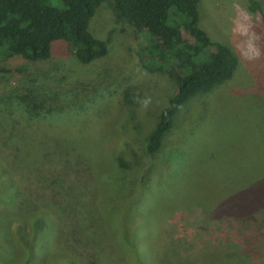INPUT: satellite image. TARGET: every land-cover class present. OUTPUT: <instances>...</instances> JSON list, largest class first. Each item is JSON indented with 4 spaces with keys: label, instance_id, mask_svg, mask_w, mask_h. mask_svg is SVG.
<instances>
[{
    "label": "rangeland",
    "instance_id": "rangeland-1",
    "mask_svg": "<svg viewBox=\"0 0 264 264\" xmlns=\"http://www.w3.org/2000/svg\"><path fill=\"white\" fill-rule=\"evenodd\" d=\"M199 10L201 28L240 63L222 87L180 109L153 155L146 141L176 84L153 68L148 36L115 21L111 1L89 27L109 41L106 57L86 65L74 46L55 43L45 62L0 61L8 77L0 169L15 184H0V201L20 212L25 200L27 217L48 220L37 232L43 246L23 248L0 217V264H161L162 247L180 264H208L229 241L264 232V204L253 217H231L213 191L231 192L239 174L264 167V0H201ZM26 94L44 104L35 118L18 99ZM26 168L55 181L50 196L36 200L41 186L21 177ZM221 202L242 203L235 195Z\"/></svg>",
    "mask_w": 264,
    "mask_h": 264
},
{
    "label": "trees",
    "instance_id": "trees-1",
    "mask_svg": "<svg viewBox=\"0 0 264 264\" xmlns=\"http://www.w3.org/2000/svg\"><path fill=\"white\" fill-rule=\"evenodd\" d=\"M108 1H111L116 22L126 23L148 36L152 45L149 59L156 62L153 68L168 75L176 84L175 95L161 111L158 123L146 141V151L153 155L165 147L166 137L174 128L175 116L180 109L222 87L234 77L240 63L233 49L212 40L201 28V0H0V61L19 57L27 62H45L51 59L55 43L74 46L76 59L86 65L106 57L109 41L95 37L89 27L97 9ZM250 8L253 12L261 10L257 1H251ZM7 85L8 77L0 74V87ZM18 99L24 103L31 118L45 108L31 94ZM14 121L7 122L9 127L17 126ZM24 171L21 177L25 181L41 186L36 200L51 195L55 181L50 180L47 173L45 176L41 171L29 168ZM240 175L232 182L231 192L224 186H215L213 191L221 201L235 195L242 203L218 200L215 204L223 207L224 215L250 218L255 216L258 206L264 204V167ZM12 180L7 170L0 169V184L14 189L10 186L14 184ZM23 202L26 207V201ZM10 204L0 201V217L4 219L5 231L14 236L15 246L18 242L21 247L29 248L34 242L42 247L44 242L37 240V232L40 225H45L44 220L48 222L46 217H27L25 207L23 211L15 212L7 207ZM226 205L231 207L228 209ZM2 214H9L10 219L2 218ZM11 225H15L14 231ZM245 233L241 245L229 241L224 251L217 252L207 263L264 264V232ZM159 253L161 264H180L171 250L162 247ZM195 260L190 264H200L198 258ZM27 264H31V259Z\"/></svg>",
    "mask_w": 264,
    "mask_h": 264
}]
</instances>
